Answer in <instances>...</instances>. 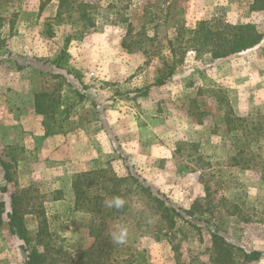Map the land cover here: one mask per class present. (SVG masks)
<instances>
[{"label":"rangeland","instance_id":"374dc122","mask_svg":"<svg viewBox=\"0 0 264 264\" xmlns=\"http://www.w3.org/2000/svg\"><path fill=\"white\" fill-rule=\"evenodd\" d=\"M202 22L251 25L262 40L215 59L190 42ZM42 93L47 115L35 108ZM99 170L139 176L185 219L152 221L149 197L128 184L120 219L76 209L74 178ZM13 193L47 264H80L95 242L111 246L99 264H220L207 227L264 254V10L253 0H0L7 210ZM21 245L4 216L0 264H26Z\"/></svg>","mask_w":264,"mask_h":264},{"label":"trees","instance_id":"16d2710c","mask_svg":"<svg viewBox=\"0 0 264 264\" xmlns=\"http://www.w3.org/2000/svg\"><path fill=\"white\" fill-rule=\"evenodd\" d=\"M253 7L258 10H264V0H253ZM81 10V18L89 21L90 18H87L88 15L86 9L82 8ZM89 27H93V24L85 26L84 29ZM83 36L84 35L81 34L80 37ZM261 40V35L251 25L233 26L229 24H223L219 27H213L209 22H202L198 29L193 32L190 42L195 50L205 51L207 49L213 58L221 59L253 48L259 44ZM63 56L64 54H62L56 60V62H60ZM172 75L173 72H169L167 76H163V78L159 81L160 85H164ZM47 97L48 95L45 93L36 94L35 108L37 113L43 115H47V113H49L53 105L51 102H46L47 99L45 98ZM235 122H237V120ZM236 127L233 126L231 129L236 130ZM2 166H4L6 170V178L10 180L11 178L6 165L3 164ZM123 184H128L127 186L134 185L135 191L139 197L144 195L149 197L150 207L147 208L148 211H144V213L148 212L150 215L153 214L152 221L159 220V222L164 224L168 223V221L174 223L175 216L180 219H185L182 213H178L174 208L170 207L166 199L164 197H159L158 193H155L150 186L146 185L144 180H141L139 176L129 173L126 177H118L116 175H112L106 170L92 171L88 173L85 172L78 174L74 178L72 187L75 194L76 209L84 210L93 214L95 217L98 216L102 221L106 219H120L122 212L125 210V206L117 208L115 205H113L109 209L106 201H112L114 198L120 197L122 194L121 186H123ZM1 191L6 193L8 192V188L2 187ZM21 199V195L13 193L11 195V208L10 210H7V202L0 198V221L3 220L4 216H6L7 223L12 234L17 236L22 241L21 247L26 254V264H47L49 263V257L47 254V252L49 253V250L46 249L45 251L40 252L37 247V243L35 245L31 244L28 229L24 223V217L27 213L23 210ZM141 213L143 212H140V214ZM190 224L193 227H197L195 224ZM206 224L209 225L210 222H207ZM46 228V219H41L37 233L38 236L43 235L46 232ZM207 228L213 241V253H216L217 255L215 259L213 258L215 263L219 262L220 264H234L237 258H241L243 263H249L258 261L264 257L262 252L255 250H245L241 247H238L224 235L211 230L209 227ZM92 233L96 236V239L101 237V234L97 231L96 233ZM95 243L89 250L82 251L80 253L78 263H100L97 261V258L101 257L102 253H108V249L111 246L105 243L100 244L98 247H96L95 251ZM92 252H94L93 255ZM85 257H88L87 262L84 261ZM122 263L128 264L126 261Z\"/></svg>","mask_w":264,"mask_h":264},{"label":"clouds","instance_id":"9594fccd","mask_svg":"<svg viewBox=\"0 0 264 264\" xmlns=\"http://www.w3.org/2000/svg\"><path fill=\"white\" fill-rule=\"evenodd\" d=\"M106 203L108 204L109 207L115 205V207L119 208V207L123 206L124 201L122 199H120L119 197H116L112 201H106ZM124 236H125V231L121 228L118 234H114L113 238L117 242L122 243Z\"/></svg>","mask_w":264,"mask_h":264},{"label":"crops","instance_id":"0c3cea01","mask_svg":"<svg viewBox=\"0 0 264 264\" xmlns=\"http://www.w3.org/2000/svg\"><path fill=\"white\" fill-rule=\"evenodd\" d=\"M28 111H30V112H29V114H27V115H31V114H33L32 116H34V112H33V110H32V107H30V109L28 108ZM34 117H35V116H34ZM46 141H49V142L51 143L52 140L49 139V138H47Z\"/></svg>","mask_w":264,"mask_h":264}]
</instances>
